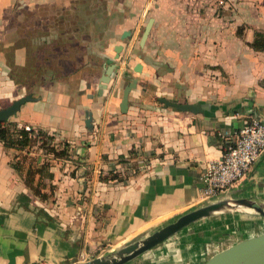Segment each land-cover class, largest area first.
<instances>
[{
	"label": "crops",
	"instance_id": "0c3cea01",
	"mask_svg": "<svg viewBox=\"0 0 264 264\" xmlns=\"http://www.w3.org/2000/svg\"><path fill=\"white\" fill-rule=\"evenodd\" d=\"M74 1L0 0V110L28 95L10 79L9 66L16 64L12 73L21 72L29 63V52L18 46L10 58L1 49L16 31L10 17L20 20L19 13L25 8L32 12L30 20L49 16L54 6L70 8ZM122 1L130 6L131 21L117 23L114 19L99 27L100 32L94 29L76 36L84 42L76 68L62 80L35 91L34 102L11 119L71 145L70 160H46L52 164L54 178H43L41 189L49 199L43 201L32 194L25 183L29 162L21 171L14 170L10 163L20 152L0 142V208L8 211V218L0 223V264H81L106 246L174 221L200 204L204 172L210 161L223 157L226 134L234 135L253 117L264 122V51L250 46L256 33H264V0ZM154 2L155 23L141 49L140 39L136 41L141 19L135 10L140 8L146 16ZM111 14L115 17L117 11ZM34 24L30 29L37 28L38 23ZM46 30L51 32V26ZM127 31L132 36L122 43L120 37ZM104 33L109 39L101 38ZM123 44L126 49L118 61L117 75L99 97L105 62ZM98 58L101 66L90 74ZM137 64L142 65L141 74L134 72ZM133 79L138 80V87L130 94L128 113L123 115V89ZM162 98L226 110L208 118L165 107L159 102ZM86 111L94 118L93 133L86 129ZM83 144L88 148L86 163L81 164L78 151ZM31 157L37 159L33 164L37 167L46 159L39 153ZM120 159L130 161L126 171L135 168L129 171L131 179L102 182L101 174ZM83 178L84 188L79 181ZM39 179L38 175L36 184ZM236 188H244L243 197L264 202V154ZM20 195L31 199L30 210L18 202ZM35 207L43 209L50 220L38 215ZM230 217L238 229L234 224L222 229L220 225L228 224ZM210 220L203 221L208 230L198 223L157 248L152 253L155 264H175L170 259L174 256H169L172 248H181V263L206 251L205 243H216L211 244L215 247L234 237L229 235L264 228L255 216ZM161 256L167 258L165 263Z\"/></svg>",
	"mask_w": 264,
	"mask_h": 264
},
{
	"label": "trees",
	"instance_id": "16d2710c",
	"mask_svg": "<svg viewBox=\"0 0 264 264\" xmlns=\"http://www.w3.org/2000/svg\"><path fill=\"white\" fill-rule=\"evenodd\" d=\"M101 0H75L69 10L57 19V26L51 28V32L46 30L48 25H37V28L30 29L35 26L30 21L31 15H26L27 12H20L22 19L10 17V26L16 27L15 33L8 46L2 48L5 55L10 58L16 52L18 46L24 47L29 52V63L25 65L21 72H14L16 64L9 66L10 79L16 84L27 90L28 95L35 97V91H39L51 84L62 80L65 74L76 68V64L80 61L78 51L83 48L84 42L76 36H82L87 31L99 30V27L110 24L111 17L109 12L102 10L100 7ZM15 13V9H14ZM20 23V25H19ZM56 25V24H55ZM21 36V39L19 38ZM255 51H264V33H256L254 42L250 45ZM100 59L96 60V64L91 66L90 74L101 65H98ZM9 107V106H8ZM20 124L11 120L0 124V142L3 143L6 149H14L20 152V156H16L10 163L14 170L21 171L22 166L29 162L30 166L25 179L26 185L31 189L32 194L41 200L49 199L50 195L41 189V180L43 178L53 179L54 175L50 172L52 164L44 162L40 167L33 164L37 161L31 157L30 149L37 144L38 141H33L29 137V133L23 128H19ZM40 148L46 150L47 160H70L72 157L71 145L65 142L64 146L57 150L49 145L51 137L48 133L40 131ZM131 153L134 154L132 151ZM79 164L78 161H76ZM128 159H120L115 166L127 167L130 164ZM80 167V164L77 165ZM127 169L125 175H121L120 169L110 168L106 174H101L102 182L111 183H126L131 179L132 174ZM130 171V172H129ZM132 171V172H133ZM76 171L72 172L75 176ZM40 176L39 182L36 184V177ZM36 184V185H35ZM18 202L26 209L30 210L31 199L26 195H20ZM38 215L50 220L49 215L43 209L34 208ZM8 211L0 208V223L6 221Z\"/></svg>",
	"mask_w": 264,
	"mask_h": 264
},
{
	"label": "water",
	"instance_id": "95a60500",
	"mask_svg": "<svg viewBox=\"0 0 264 264\" xmlns=\"http://www.w3.org/2000/svg\"><path fill=\"white\" fill-rule=\"evenodd\" d=\"M154 23V18L148 20L140 39L141 49L145 48ZM131 36L132 32L127 31L123 33L120 39L123 43H126ZM125 49V44L116 46L114 49L115 56L106 60L104 72L100 78L98 86L99 97L104 95L114 76L117 75L120 68L118 61ZM139 59H141V56H139ZM142 69V65L137 64L134 68V72L136 74H141ZM137 87V79H133L131 83L124 87L120 104V110L123 115L128 113L130 94ZM34 100L35 99L32 95H27L13 101L9 107L1 109L0 124L16 117L24 105L29 102H34ZM159 102L165 107L175 109L182 113H190L194 115L201 114L208 118L219 117L220 111L226 110L224 107L212 104H181L164 98L160 99ZM85 123L87 131L93 133L94 118L91 111H86ZM87 148L88 144H83V147L78 151L81 164L86 163L85 158ZM79 181L82 188H84L83 183L85 179L83 178ZM236 186L214 198L200 201V204L181 214L174 219V221L158 229L139 233L133 238L124 241L122 245H118L119 247L116 249H112L107 253L101 254L81 264H133L150 253H156L155 250L157 248L186 232L192 226L214 218L229 215H248L259 217L264 223V202L255 198L243 197L244 188H236ZM234 235L233 238H229L226 242L204 251L199 256H195L178 264H264V228L249 233Z\"/></svg>",
	"mask_w": 264,
	"mask_h": 264
},
{
	"label": "built area",
	"instance_id": "2783aa9c",
	"mask_svg": "<svg viewBox=\"0 0 264 264\" xmlns=\"http://www.w3.org/2000/svg\"><path fill=\"white\" fill-rule=\"evenodd\" d=\"M223 5L224 2L220 1ZM19 128H23L29 133L30 139L34 142L38 141L34 147L30 149L31 154L39 153L44 159L43 164L47 160L46 150L40 148V129L31 125L21 124ZM51 141L49 145L55 149H61L65 142L60 137L49 134ZM30 154V155H31ZM264 154V122L253 117L249 123L236 132L234 135L226 134V143L224 145V154L220 160L210 161L202 178V189L200 200L214 198L235 187L242 181L254 168L258 159ZM120 169L121 175H125L126 167L113 166L112 168Z\"/></svg>",
	"mask_w": 264,
	"mask_h": 264
},
{
	"label": "rangeland",
	"instance_id": "374dc122",
	"mask_svg": "<svg viewBox=\"0 0 264 264\" xmlns=\"http://www.w3.org/2000/svg\"><path fill=\"white\" fill-rule=\"evenodd\" d=\"M100 3H101L100 7L102 8V10H104L106 12L109 11V12L112 13L113 10H116L117 11V15L115 17H114V14H113V16H110L111 17V23H112V21L114 22V19H117V23L120 22V21H124L126 19L129 20V21H131V19H129L130 18V14H129L130 13V6L129 7L128 6H125L124 5V1H122V0H115V2H113V1L108 2V0H101ZM54 7H55V9H53L50 12H48L49 13V16H45L44 14L43 15H39V16L37 15V16L34 17L35 19L30 20V21H32L33 23H38V24L39 23H42L43 25H45V24L47 25L48 24V25L51 26L52 29L55 28L57 26V21L56 20L59 19L65 13V11L66 10H69V9L68 8H64L63 5L62 6L61 5H57V6H54ZM21 12H27L26 15H30L32 13L30 10H28V8L23 9ZM154 12H155V2L153 4H151V5L149 4V12H148V14L146 16L142 15L144 12L140 8L137 9V10H135V13H138V15L140 16V19H141V24L139 26V29H137L138 30V34H137L136 41H138L139 39H141V36H142V34L144 32V28H145V26L147 24V21L150 18H153L154 17L153 16L154 15ZM111 13L108 14V15H112ZM137 30H135V31H137ZM104 35L106 36L105 38H104ZM101 38L107 39L108 38V34L107 33L101 34ZM109 42H110V40H109ZM2 104H3L4 107H7L8 106V103L7 102H3ZM229 219H230L229 220L230 222H228V224L220 225V226H222V229L225 228V227H227L228 225H233V224L235 225L234 227L238 229L239 226H237V223H236L237 221H234L232 219V217H230ZM210 222H211V220H210ZM205 223H207V222H205ZM200 224L201 225H205V227L207 226V224H204V222L203 223L201 222ZM209 229H211V228H209ZM205 230H208L207 227H206ZM148 234H151V233H148ZM232 236H235V235H229V237H232ZM173 241H175V240H173ZM173 243L174 242H172V244ZM211 244L216 245V243H211ZM211 244L210 243H205L204 244V246L206 247V250H209V249L214 248ZM120 245H122V243L119 244V246ZM119 246L118 245H116V246H108V247L106 246L107 249H105V250H103L101 252L99 251L97 254H95V256H94V254L89 255L88 256V259L91 260V259H93V258H95V257H97V256H99L101 254L107 253L108 251H110L112 249H116ZM168 246H169V244H168ZM169 248H172V247L170 246ZM180 250H181V248L180 247L179 248L177 247V248H172V252H170V255L169 256H174V257H171L170 259L171 260H174L173 263H175V264L178 263V262H180L182 260L181 259V255L179 253ZM161 257H159V258L161 259V261H163V263H165L166 260H167V258H165L164 256L162 258ZM154 259L155 258L153 257V254L150 253L147 256H144V258L139 259L138 261H136L133 264H155Z\"/></svg>",
	"mask_w": 264,
	"mask_h": 264
}]
</instances>
